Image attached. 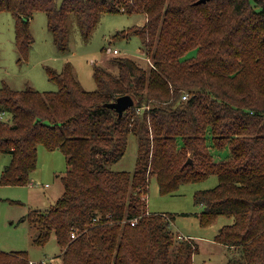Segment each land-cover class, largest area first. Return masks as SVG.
Returning a JSON list of instances; mask_svg holds the SVG:
<instances>
[{"label":"trees","instance_id":"16d2710c","mask_svg":"<svg viewBox=\"0 0 264 264\" xmlns=\"http://www.w3.org/2000/svg\"><path fill=\"white\" fill-rule=\"evenodd\" d=\"M3 10L14 18L24 59L36 11L45 13L61 53L69 49L70 13L84 41L103 13L146 16L114 37L137 35L147 66L109 56L117 72L95 63L92 90L81 87L69 61L60 71L46 67L55 90L0 86V154L11 156L0 183H27L40 144L61 150L68 165L55 203L23 218L37 228L35 244L54 233L61 264H192L198 244L174 233L173 216L148 211L149 178L173 193L216 174L214 187L193 194L203 207L200 224L232 216L214 236L232 248L225 264H264V0H0ZM121 94L134 103L118 116L105 103ZM130 135L138 141L133 171L111 169ZM208 138L227 144L229 157L216 159ZM0 264L34 263L25 251L0 249Z\"/></svg>","mask_w":264,"mask_h":264},{"label":"rangeland","instance_id":"374dc122","mask_svg":"<svg viewBox=\"0 0 264 264\" xmlns=\"http://www.w3.org/2000/svg\"><path fill=\"white\" fill-rule=\"evenodd\" d=\"M57 2L60 3L61 0ZM144 17L145 14L141 12L103 13L88 41H84L75 14L70 13L67 20L69 49L61 53L47 28L45 13L36 11L29 23L33 41L24 59L14 45V18L9 11L3 10L0 12V86L5 82L14 89L29 85L39 91L55 90L57 85L48 78L46 67L60 71L64 63L69 61L81 87L92 90L96 87L92 71L95 63L109 68L113 73L117 72V67L111 63L109 56H130L139 64L147 66L148 59L141 50L137 35L128 38L114 37L117 30L140 24ZM114 48L118 50L116 54L112 53ZM194 53L195 50H192L186 55ZM210 140L208 138L207 144L216 159L229 157L227 144L217 147L213 146ZM137 142V137L130 135L124 155L118 161L110 163L109 167L133 171L137 160ZM10 160V154H0V172ZM67 169L66 156L61 150H49L40 144L37 163L30 172L27 183H0V249L25 251L30 262L34 264H61L62 247L55 234L52 233L44 245H37L33 242L36 226L27 218H23L30 210H45L55 203L64 190L62 177ZM217 183V175L211 174L199 181L182 183L173 193H161L155 175L149 178L147 209L150 212L173 216L171 228L174 233L179 234L181 238L189 236L194 241L197 240L199 249L192 256V264H225L233 254L232 248L230 250L214 240L220 227L232 222V216L220 214L212 222L202 225L197 214L203 207L193 200L196 190L208 189Z\"/></svg>","mask_w":264,"mask_h":264},{"label":"water","instance_id":"95a60500","mask_svg":"<svg viewBox=\"0 0 264 264\" xmlns=\"http://www.w3.org/2000/svg\"><path fill=\"white\" fill-rule=\"evenodd\" d=\"M206 1L207 0H196V3ZM133 103L134 99L130 94H121L118 95L113 101L106 102L105 105L110 108H113L117 112L118 116H121L127 108L133 105ZM187 161L191 162L192 159L189 157Z\"/></svg>","mask_w":264,"mask_h":264},{"label":"built area","instance_id":"2783aa9c","mask_svg":"<svg viewBox=\"0 0 264 264\" xmlns=\"http://www.w3.org/2000/svg\"><path fill=\"white\" fill-rule=\"evenodd\" d=\"M117 52H118V50L115 49V48L112 50V53H114V54H116ZM186 97H187L186 94L182 95V98H183V99H185ZM135 220H136V219H135ZM135 220L131 221V223L134 224V221H135ZM75 236H76V235H75V232H72V233H71V237H75ZM180 237H181V236H180Z\"/></svg>","mask_w":264,"mask_h":264},{"label":"crops","instance_id":"0c3cea01","mask_svg":"<svg viewBox=\"0 0 264 264\" xmlns=\"http://www.w3.org/2000/svg\"><path fill=\"white\" fill-rule=\"evenodd\" d=\"M33 17V16H32ZM145 20H146V16L144 17V19L143 20H141V23L140 24H143L144 22H145ZM186 237H189V236H186ZM195 239V238H194ZM195 241H196V243L198 244V242H197V240L195 239ZM224 246H226V245H224ZM228 249H230L228 246H226ZM198 249H199V244H198ZM231 250V249H230Z\"/></svg>","mask_w":264,"mask_h":264}]
</instances>
